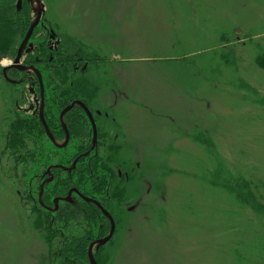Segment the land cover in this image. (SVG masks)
<instances>
[{
    "label": "rangeland",
    "instance_id": "1",
    "mask_svg": "<svg viewBox=\"0 0 264 264\" xmlns=\"http://www.w3.org/2000/svg\"><path fill=\"white\" fill-rule=\"evenodd\" d=\"M193 1H85L86 5H89V11L84 16V28L92 29L82 30L92 31L95 36L99 26L104 27L103 48L108 49L110 44L113 45V57L107 65L114 71H119L117 75L124 79L125 82L121 83L127 88L125 100L135 99L138 102L136 104L147 103L150 108L157 110L153 112L155 117L151 118L152 121H145L148 119L144 116L146 113L143 109L138 110L134 113V122L128 125L130 133L124 141L127 154L144 150L146 156L155 155V162H152L155 170L150 167L151 174H143L140 177L135 190L139 195L134 196L131 204L136 203L138 214L142 211H152L153 208L160 211L158 208L163 207L167 217L178 210L174 217L180 219L176 222L168 220L167 217L165 230L161 228L166 219L165 215L159 216V219L142 221L146 227L141 229L142 235H136L140 238L136 254L130 255L128 262L119 246L111 248L113 251L110 250V254L114 261L121 256L120 264H240L238 255L254 257V240L262 238L261 229L254 228L256 220L252 217L240 220V216H234L236 212L225 209L234 206L239 199L231 196L228 190L224 189L227 193L224 192L222 189L227 187L221 188L219 183L220 179H233L234 182L237 173L244 172L248 174H244L247 177L264 184V104L254 103L255 96L248 90L249 87H254L264 96V77L260 76V71H264L255 64L254 43L257 39L240 40L238 43L241 50L239 71H236L233 64L225 63L226 70L218 71L216 75H211V72L206 74L205 68L214 66L212 63L217 67L222 64L215 51L199 49L198 52L190 54V48L208 42L204 31L205 28L210 29L213 24V21H210L202 25L203 19L200 16L193 22V13L189 8ZM203 1L207 9L203 15L209 17L208 19H215V14L220 19L223 11L228 17L225 22L229 21L230 25L224 28L237 29L241 36H264V0ZM43 2L46 6L43 18L47 22H55L58 19L66 30H71V23L62 19V16L66 15L65 9L71 5L73 8L81 7L84 0ZM207 4L213 7L214 13L212 9L207 8ZM176 25L180 27L178 35H169V31L174 30ZM217 26L218 24L214 27ZM200 27H203L202 31L198 29ZM114 30L118 33H113ZM72 31L74 30L72 29L70 34H74ZM114 38H117L118 42H114ZM165 40L174 44L173 52L165 64L169 66L176 63L173 59L182 63L180 86H184L181 89L185 91L192 89L189 100L184 97L183 92L176 90L178 88H175L173 83L172 87L164 84L170 83V79L162 77L157 80L163 87L153 82L152 79L156 80L159 71L153 68L147 70L148 65L144 68L145 62L158 59L155 56L149 58L150 54L146 49ZM260 42L264 46V39ZM124 47L131 48L133 54L129 55L128 51L122 50ZM162 49L163 47L153 48L151 53H161ZM118 53L122 55L118 56ZM103 54L110 58L109 52L103 51ZM184 60L204 68L202 78L193 79L196 74ZM11 61L2 60L1 66L4 67ZM153 63L150 62L149 66L153 67ZM108 68L103 67V70ZM210 76L214 78L216 89L205 86V81ZM0 85L4 86L1 80ZM102 91H105V87L100 88V93ZM147 96L151 99L146 98ZM242 96L247 97L243 103ZM4 97L0 95L2 100ZM181 102L184 104L178 105ZM5 105L6 103L0 100V114L6 108ZM183 108L186 109L184 113ZM159 109L172 112L159 115ZM169 115H172L174 120L167 118ZM3 116L9 117L7 113ZM130 138L144 139L145 142L136 143ZM160 148L167 149L159 156ZM172 159L177 164L176 167L181 168L177 175L158 165L162 162L165 166H170ZM3 163L4 159L0 160V165ZM221 169L222 173L215 177L217 170L220 172ZM157 180H162L158 189L153 187ZM229 180L228 185L235 186L234 189L238 191L244 190L242 186L230 183ZM169 187L180 190L171 191L169 199L165 201ZM163 200L165 202H162ZM187 204L188 210L184 209ZM239 210L243 213L248 209L242 206ZM263 219L260 218L258 223ZM127 222L129 224L130 221ZM22 228L24 225L18 223L17 206L0 183V264H37L39 255L36 253L40 252V245L35 238L24 236ZM156 228L157 232L151 233ZM34 231L38 233L37 229ZM136 243L134 240L132 246L135 247ZM202 243L203 245L197 248ZM103 249L107 250L106 245ZM253 261H245L243 264H253Z\"/></svg>",
    "mask_w": 264,
    "mask_h": 264
},
{
    "label": "trees",
    "instance_id": "2",
    "mask_svg": "<svg viewBox=\"0 0 264 264\" xmlns=\"http://www.w3.org/2000/svg\"><path fill=\"white\" fill-rule=\"evenodd\" d=\"M17 1L0 0V80L4 84V86L0 85V93L5 96L3 100L1 98L0 100L6 103V108L0 114V160L4 159L3 165H0V183L17 206L18 223L21 226L24 225L22 234L35 238L40 245V247L38 246L40 252L36 253L39 255L37 264H90L87 254L88 244L105 234L107 228L109 229V222L99 213V209L85 199L76 196V193L73 196L74 199H77V204L68 201L60 202L59 209L55 212L45 208V206L52 205L55 198L67 196L70 189H76L83 197L96 198L114 217L117 226L116 235L107 245L106 251L100 249L95 254L96 262L98 264H120L121 256L114 261V257L110 254L113 247H120L123 251L122 254L126 257V262H128V257L136 254L135 250L140 239L136 235H142L141 229L146 227L141 222L144 220L149 221L151 218L159 219V216L163 215L166 217V210L162 207L158 208L160 211H156L155 208L152 211H142V216L138 220L132 221L134 224L129 222L128 226H125L124 223L120 225L121 214H126L130 218L134 215L126 210V206L131 204L132 200L125 195V189L121 185L124 180L119 178L116 164H114L116 155L121 154L118 141L111 140L110 142H104L105 144L101 143L98 151L81 158L74 170H64L61 166H71L77 156L89 148L91 126L84 110L76 105L65 115L64 121L68 126L71 138L66 147L59 148L48 138L39 114L32 112L35 108L34 103L30 107L33 109L30 111L27 109L30 103L33 102V94H35L38 98V107L42 102L45 121L57 140L64 138L59 115L64 108L75 101H80L90 108L98 128L106 133V138V121L108 120L106 111H109L110 118L113 117L116 120L117 126L116 128L113 127L114 134L120 131L118 130V125H120L126 131L125 133L129 135L128 125L134 122V113L143 109L146 113L144 116L148 118L145 121H152L151 118L155 117L153 112L157 110L150 108L147 103L138 105L135 99L125 100L127 98L125 89L127 90V88L124 85L122 86L121 83L124 79L117 75L119 71L116 72L107 65L113 57V45L110 44L108 49L103 48L104 27L100 25L95 36L92 31L85 32L82 30L85 25L83 22L85 21L84 16L89 11V5L85 3L86 0L82 3L81 7L83 9L80 6L73 8V5H71L72 7L69 6L70 8L65 9L66 15L62 16V19H66L71 23L70 27L71 30H74L72 31L74 34H70L71 30H66L58 19L55 22H47L44 19L35 29L30 39L33 47L30 53L24 54V63L36 67L42 79V87L38 78L34 80L33 85L30 84L28 77H34L33 72L21 71L16 68H10L4 72L1 61L5 59L13 61L15 59L18 48L33 20L32 13L34 12L31 5L24 0L21 10L18 11ZM203 3L202 0L191 2L189 8L193 13V22L198 20L200 16L203 19L202 25H206L210 21H213V24L210 29L205 28L204 31L208 42L190 48V54L198 52L199 49L208 52L215 51L220 59V64H222L217 67L215 63H212L211 65L214 66L205 68L206 74L211 72V75H216L218 71L226 70L224 68L225 63L228 65L233 64L236 71H239V53L241 50L238 48V43L241 42L240 40L247 41L249 39H257V41L254 40L255 64L264 71V46L260 42L264 39V36L261 38H256L254 35L241 36L237 29L224 28L230 27L229 21L225 22V19L228 20L227 15L222 11L220 19L216 14L215 19H208L209 17L203 15L207 12ZM214 4L216 6V3ZM206 6L212 9V13H214L212 6L208 4ZM217 24L218 26L214 27ZM47 28L50 30V35L46 30ZM84 29L91 30L92 28L85 27ZM179 29L180 27L176 25L174 30L169 31V35H178ZM198 29L202 31L203 27ZM113 33L118 32L114 30ZM52 35L56 41L59 40L54 50H51L48 45V39L51 38L52 40ZM114 42H118L117 38H114ZM160 47H163L161 53H151L153 48ZM173 47L174 44L168 40L157 42L148 47L146 49L150 54L148 57L155 56L158 59L149 61V63L154 62L153 67L145 62L144 68L148 65L147 70L150 71L153 68L159 71L160 74L156 76V80L151 78L153 82L163 87L157 80L166 77L172 82L164 84L172 87L173 83L175 88L180 89L176 90L183 92L184 97L189 100L192 89H186L185 91L181 89L184 86H180L182 83L180 81L182 63L177 59H175L176 61L173 59L172 61L176 63H171L169 66L165 64L168 63L166 61L172 54ZM123 49L128 51L129 55L133 54L131 48L124 47ZM103 51L109 52L110 58L108 55L103 54ZM117 55L121 56L122 54L118 53ZM186 63H189L191 71L196 74L193 79L202 78L204 68L198 67L194 62ZM86 65L87 67L83 71ZM103 67L109 68L103 70ZM260 73H262L260 76L264 77V73L261 71ZM213 80L214 78L210 76L206 79L205 86L216 89ZM192 81L194 83V80ZM101 87H105V91H102V93H100ZM249 88V93L255 96L254 103L264 104V96H261L256 88ZM187 93H189L188 96ZM146 98L151 99L150 96ZM246 99L247 97L242 96L241 103ZM183 104L181 102L178 105ZM159 110V115L163 112H172ZM185 110L183 108V113ZM5 112L9 117L3 116L6 114ZM167 118L174 120L172 115ZM134 139L137 142H145L144 139ZM166 149L160 148L159 156L164 154ZM176 165L174 159H172L170 166H167L165 170H170L171 174L177 175L181 168L176 169ZM48 168H53L54 179L44 187L43 206L39 203L38 194L40 184ZM222 170L220 172L217 170L215 177L220 175ZM244 174L248 175L244 172L237 173L234 182L233 179H228L230 183L242 186L244 188L242 191L234 189L235 186L228 185L227 179H220L219 183H221V188L227 187V189L223 188V191L224 189L228 190L231 196H236L239 199L236 200L234 206H228L225 209L232 213L236 212L234 216H240V220L252 217L256 220L254 228L261 229L262 238L254 240L256 247L254 257L239 254L240 264L245 261L251 263L253 260V264H264V184ZM175 190L180 189L169 187L164 200L167 201L170 192ZM164 200L162 202H165ZM242 206L249 211L245 210L240 213L239 208L241 209ZM117 208L122 210L121 214L118 213ZM184 209L188 210L189 205L187 204ZM176 211L167 216L168 220L176 222L180 220L174 217L178 214V210ZM167 217L164 224L161 223V228L164 230L167 229ZM260 218L263 220L258 223ZM101 225L105 227V231L100 228ZM120 226L121 230L119 229ZM168 228H170V225ZM36 229L38 233H35L34 230ZM154 232H157V228L151 231L153 234ZM134 240L137 242L135 247L132 246ZM33 258L36 260L35 257Z\"/></svg>",
    "mask_w": 264,
    "mask_h": 264
},
{
    "label": "flooded vegetation",
    "instance_id": "3",
    "mask_svg": "<svg viewBox=\"0 0 264 264\" xmlns=\"http://www.w3.org/2000/svg\"><path fill=\"white\" fill-rule=\"evenodd\" d=\"M43 20H44V18H43ZM42 20V21H43ZM46 30H48V32H49V35H50V30L47 28ZM58 43H57V41L55 40V38L54 39H52L51 40V38H49L48 39V45H49V48L51 49V50H54V49H56V45H57ZM34 66V65H33ZM87 67V65L86 66H84V68H83V71L85 70V68ZM37 77H36V75L33 77V76H29L28 77V80L30 81V84L31 85H33L34 83V80L36 79ZM33 102L32 103H30V106H29V108L27 109L28 111H30L31 109H33V108H30L32 105H33V103H34V105H35V108L32 110V112L33 113H38L39 115H40V108H41V104H42V102H40V107H38V98H37V96L35 95V94H33ZM76 102V101H75ZM84 104V103H83ZM71 105V104H70ZM85 105V104H84ZM42 106H43V104H42ZM74 106H76V105H74ZM73 106V107H74ZM78 106H80V105H78ZM87 108H88V110L90 111V113L92 114V116H93V118H94V122H95V125H96V142L94 143V129H93V125H92V122H91V120H90V118H89V116H88V114H87V112L85 111V109L84 108H82L81 106V108L84 110V112H85V114L87 115V118H88V120H89V123H90V126H91V142H90V145H89V148L85 151V152H83V153H81L80 155H78L77 156V158L79 157V156H82L81 158H83V157H85V156H88V155H90V154H92V153H96V151H98V148L100 147V144L102 143V144H105L104 142H110L111 140H113V141H118V143H119V146H120V148H121V151H120V153L121 154H117L116 155V161H115V163L114 164H116L115 166L117 167L116 168V170H117V172H118V176H119V178L120 179H122V180H124L122 183H121V185L124 187L123 189H125V195H127V196H129L130 197V199L131 200H133V198H134V196H136V195H139V194H137V193H135V190H136V186L138 185V180L140 179V177L143 175V174H151V172H152V169L150 168V167H152V162H155V158H154V156L155 155H151V156H146L144 153L146 152V151H144V150H141L140 152H137V153H135V154H127V151H126V147H125V143H124V141H125V137L126 138H128L129 137V135L127 134V133H125L126 131L120 126V125H118L119 126V129L118 130H120L119 132H115V134H114V130H113V127H115L116 128V120H115V118H113V117H111L110 118V116H109V114H108V112L109 111H106L107 113H106V117L108 118V120L106 121V124H107V138L105 137V135H106V133L104 132V131H100V129L98 128V125H97V122H96V120H95V117H94V114H93V112L90 110V108L87 106V105H85ZM37 107H38V111H37ZM68 107V106H67ZM66 107V108H67ZM72 107V108H73ZM66 108H64V109H66ZM71 108V109H72ZM63 109V110H64ZM70 109V110H71ZM62 110V111H63ZM69 110V111H70ZM62 111H61V113H62ZM68 111V112H69ZM67 112V113H68ZM43 113H44V108H43ZM61 113H60V115H59V121H60V124H61V126H62V131H63V134H64V138L63 139H60V140H57L53 135V138H54V141H52L50 138H49V136H48V138L54 143H56V144H58V145H61V144H63L64 142H65V140H66V132H65V130H64V128H63V124H62V121L60 120V116H61ZM66 113V114H67ZM65 114V115H66ZM65 117V116H64ZM63 123L65 124V126H66V129H67V132H68V134H69V141H70V138H71V135H70V132H69V129H68V126H67V124L65 123V121H64V119H63ZM47 124V123H46ZM48 126V125H47ZM45 128V127H44ZM49 128V127H48ZM50 130V129H49ZM46 131V130H45ZM51 132V131H50ZM47 134V133H46ZM52 134V133H51ZM109 135V136H108ZM130 140L131 141H134V142H136L137 143V141L134 139V140H132L131 138H130ZM69 141H68V143H69ZM54 143V144H55ZM55 144V145H56ZM68 145V144H67ZM66 145V146H67ZM57 146V145H56ZM65 146V147H66ZM58 147V146H57ZM60 148V147H59ZM64 148V147H63ZM152 152H153V154H155V152L153 151V150H151ZM76 158V159H77ZM80 158V159H81ZM75 159V160H76ZM79 159V160H80ZM75 160H74V162H75ZM78 160V161H79ZM77 161V162H78ZM73 162V163H74ZM156 164V163H155ZM73 165V164H72ZM71 165V166H72ZM76 165H77V163H76ZM160 167H162V168H164V169H166L167 168V166H165L162 162H161V164H158ZM71 166H69V167H63V166H61L64 170H67V171H69L68 170V168H70ZM76 167V166H75ZM153 168V167H152ZM52 169L53 168H48V170L46 171V173H45V175H44V178L42 179V182H41V184H40V191H39V194H38V197H39V201H40V199H42V196H43V193H44V187H45V185L47 184V183H49V182H52L53 181V179H54V173L52 172ZM75 168H73L72 170H74ZM154 169V168H153ZM176 169H178V168H176ZM72 170H70V171H72ZM155 170V169H154ZM170 171V170H169ZM161 182H162V180H160ZM160 181H155L154 182V185H153V187L154 188H159L160 187V185H161V183H160ZM164 189H166V186H165V188ZM40 193H41V197L39 196L40 195ZM74 193H76V196H79L80 198H83V199H85L87 202H89V203H92L93 205H95L98 209H99V213L102 215V216H104V218L106 219V220H108V222H109V229L107 228V230H106V232H105V234H103L102 236H99L97 239H95V240H93V241H91L89 244H88V247H87V254H89V249H90V246H92V244H94V243H96V241H99L100 239H104V238H106L108 235H110L111 234V232H112V227H113V224H114V231H113V234H112V236H111V238L109 239V241L107 242V243H105L104 245H99V247H98V245H95L94 247H93V254H94V257H95V254L98 252V251H100V249H103V246H105L106 245V247H107V245L111 242V240L115 237V235H116V229H117V226H116V223H115V220H114V217L111 215V213L105 208V206L102 204V202H100L99 200H97L96 198H86V197H83L80 193H78V191L76 190V189H70L69 190V192H68V194H67V196H65V197H57V198H55L54 200H53V204L52 205H49V206H45V208L47 209V210H49V211H51V212H55V211H57L58 209H59V206H60V202H63V201H68V202H71V203H73V204H77V199H74V196H73V194ZM43 200V199H42ZM56 200H58L57 201V203H55L56 202ZM93 201H96V202H98L100 205H101V207H99L97 204H95V203H93ZM40 203V202H39ZM41 205H43V201H42V203H40ZM57 204V205H56ZM44 206V205H43ZM141 206V205H140ZM136 209H137V206H136V203H134V204H129L128 206H126V210H127V212H129V213H132V214H134V213H136V214H134V216L133 217H129V216H127L126 214H121L122 213V210L121 209H119V208H117V210H118V213H120L121 215V224L120 225H122L123 223L125 224V226H128V222L127 221H130V223L131 224H134V223H132V221H135V220H138L141 216H142V212L140 213V214H138L137 212H136ZM103 210H106L108 213H109V215L111 216V218H112V220H113V223H112V221L110 220V218L107 216V215H105L104 214V211ZM126 219V220H125ZM129 223V224H130ZM100 228L101 229H104V231H105V227L104 226H100ZM119 229L121 230V226L119 227ZM88 258H89V256H88Z\"/></svg>",
    "mask_w": 264,
    "mask_h": 264
},
{
    "label": "water",
    "instance_id": "4",
    "mask_svg": "<svg viewBox=\"0 0 264 264\" xmlns=\"http://www.w3.org/2000/svg\"><path fill=\"white\" fill-rule=\"evenodd\" d=\"M23 1L24 0H18L17 1V10L20 11L22 6H23ZM32 7L33 9V12H34V17H33V20L31 22V25L24 37V39L22 40L19 48H18V52H17V55L15 57V59L13 61H11L8 65L4 66V72H6L8 69L10 68H16V69H19L21 71H27V72H33L37 78L39 79L40 83H41V87H42V79H41V76H40V73L39 71L36 69L35 66L33 65H26L24 63V54H28L31 52L32 50V47H33V44L30 43V39L35 31V29L37 28V26L42 22V19L44 17V14L46 12V6L44 4V2L42 0H26ZM52 39H54V36L52 35ZM57 43H59V40L57 41ZM74 105H80L82 108L85 109V111L87 112L91 122H92V125H93V129H94V143L96 142V125H95V122H94V118L92 116V114L90 113V111L88 110V108L80 101H76V102H73L71 105H69L66 109H64L61 113V116H60V120L62 121V124H63V128L66 132V140L63 144L61 145H58L55 144L60 147V148H63L65 147L67 144H68V141H69V134L67 132V129H66V126L65 124L63 123V119H64V116L65 114L74 106ZM40 120L43 124V126L45 127V130H46V133L47 135L49 136V138L54 141V138L46 124V121H45V118H44V113H43V106L41 104V108H40ZM82 156H79L75 162L73 163V165L68 168V170H72L73 168H75L76 166V163L77 161L81 158ZM65 169V168H64ZM41 197V193L39 195ZM58 200H56L55 203H57ZM40 203H42V199H40ZM93 203L97 204L99 207H101V205L96 202V201H93ZM57 205V204H56ZM104 211V214L107 215L110 220L112 221L113 223V220L111 218V216L109 215V213L106 211V210H103ZM113 231H114V224H113V227H112V232L110 235H108L106 238L104 239H100L99 241H96V243L92 244V246H90V249H89V260H90V264H98L95 260V257H94V254H93V247L95 245H104L105 243H107L109 241V239L111 238L112 234H113Z\"/></svg>",
    "mask_w": 264,
    "mask_h": 264
},
{
    "label": "bare ground",
    "instance_id": "5",
    "mask_svg": "<svg viewBox=\"0 0 264 264\" xmlns=\"http://www.w3.org/2000/svg\"><path fill=\"white\" fill-rule=\"evenodd\" d=\"M202 245H203V243H202V244H200V245H199V247H197V248H200Z\"/></svg>",
    "mask_w": 264,
    "mask_h": 264
}]
</instances>
